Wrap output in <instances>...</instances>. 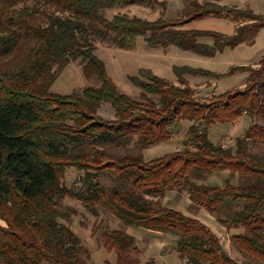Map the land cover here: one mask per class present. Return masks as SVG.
<instances>
[{
    "label": "trees",
    "instance_id": "trees-1",
    "mask_svg": "<svg viewBox=\"0 0 264 264\" xmlns=\"http://www.w3.org/2000/svg\"><path fill=\"white\" fill-rule=\"evenodd\" d=\"M154 0H0V264H95L69 225L78 200L91 214L102 208L122 223L174 239L184 264H250L236 262L219 238L199 220L161 203L170 190L184 191L226 230L234 250L252 264H264V58L244 70L242 88L215 93L204 102L183 75L217 74L203 69L172 68L175 81L141 69L131 81L135 100L120 92L95 53V40L130 49L140 36L148 47L177 49L211 56L233 47L247 32L264 26V16L228 7L218 0H191L182 19L148 20L106 9ZM238 13L252 23L235 25L232 34L212 29H180L179 24L211 15L233 21ZM210 37L212 45L199 42ZM69 61H79L87 84L69 94L50 86ZM151 96H155L152 98ZM108 104L112 116L100 109ZM241 113L248 126L234 144L221 147L207 139L209 124L231 123ZM190 121L180 151L148 160L142 150L166 140L177 120ZM121 150L122 152L116 151ZM84 171L79 186L67 187L63 172ZM228 169L234 185H206L205 176ZM107 175V186L100 178ZM98 243L114 251V262L140 263L134 236L105 228Z\"/></svg>",
    "mask_w": 264,
    "mask_h": 264
},
{
    "label": "rangeland",
    "instance_id": "rangeland-1",
    "mask_svg": "<svg viewBox=\"0 0 264 264\" xmlns=\"http://www.w3.org/2000/svg\"><path fill=\"white\" fill-rule=\"evenodd\" d=\"M190 1L154 0L150 3L122 4L106 9L104 15L106 18H110L115 13H126L148 20L160 18L165 19V21H177L184 17L183 11L186 10V6H188ZM198 1L204 2V0ZM218 3L231 8H248L254 13L264 16V0H218ZM238 17L231 21L229 18L215 19L214 16L208 15L179 24L176 28L188 30L191 28L212 29L230 35L235 30V25L242 24L247 27L252 23L239 13ZM198 41L205 45H212L210 37L200 38ZM94 44V51L97 57L103 61L107 75L117 89L130 98L139 99V88L131 81L130 77H139L141 69L150 70L164 81L174 82L175 74L172 68L186 66L191 69H203L204 71H211L217 74L215 77L204 76L203 74L183 75L189 86L194 88L195 98L206 102L215 93H222L224 90L232 91L235 88L243 87L246 79L245 71L235 70L231 73L230 70L236 65L256 66L257 62L264 58V26L258 31L247 32L241 42L233 47L229 45L223 46L220 51H215L211 56H203L193 51L177 49L174 45L164 48V50L160 47L151 48L145 44L140 36L137 38L135 46L130 49L119 48L100 40H95ZM87 84H95V81L84 77L79 61H69L51 84L50 90L58 94H69L71 91L80 89ZM151 97L155 98V96ZM100 114L104 118L111 117V107L108 104H104L100 109ZM257 121L264 125V122L259 121V119ZM189 124L191 123L187 119L175 121L170 126L172 132L166 140H161L142 150L143 158L148 160L166 155L175 150L180 151L182 146L185 145L186 131H188ZM248 125V119L244 113L238 115L231 123H211L208 131H206L207 139L214 144L219 143L223 148L230 145L232 147L235 137L240 135ZM252 150L264 156V149L261 145L252 146ZM116 151L122 152L121 150ZM83 173V170L75 167L66 168L63 172L64 184L67 187H72L73 185L78 187L79 177ZM225 179H228L234 185L237 182L236 175L234 173L231 174L228 169L212 172L205 176L203 181L206 185L223 187ZM100 180L107 186L111 183V178L107 175L101 176ZM189 201L185 192H178V190H170L161 199V203L167 207H173L183 214L191 213L196 219L207 224L210 231L219 238L222 249L226 252L228 251L230 257L235 259L236 262L253 263L249 259L243 258L232 246L229 234L238 230L233 228L226 230L205 209L202 211L198 209L199 207H194ZM63 202L74 209L69 225L79 235L87 249L86 261L95 264H105V261H114V253L101 248L97 238H99L105 228H117L134 236L136 245L140 249L138 256L140 263L150 260L154 261L155 264H183L173 248L174 239L172 236L142 227L128 226L102 208H98L97 214L93 215L78 200L68 196L64 198Z\"/></svg>",
    "mask_w": 264,
    "mask_h": 264
},
{
    "label": "crops",
    "instance_id": "crops-1",
    "mask_svg": "<svg viewBox=\"0 0 264 264\" xmlns=\"http://www.w3.org/2000/svg\"><path fill=\"white\" fill-rule=\"evenodd\" d=\"M216 19V18H215ZM198 209H200V210H202L203 211V208L201 209V207H199ZM186 213H188V212H186ZM187 215H189V216H193L191 213H188ZM193 218H195L196 219V217H194L193 216ZM196 220H199V219H196ZM200 221V220H199ZM203 223V222H202ZM0 224H2V221L0 220ZM207 225V224H206ZM128 226H130V225H128ZM136 227V226H135ZM156 232V231H155ZM129 234V233H128ZM162 234V233H161ZM101 248H103L102 246H101ZM105 251H106V249L105 248H103ZM108 252H113L114 253V251H108ZM226 253H228V251L226 252ZM230 255V254H229ZM114 256H115V253H114ZM113 258V257H112ZM114 260H115V257H114ZM109 262H114V261H109ZM141 262V261H140ZM142 262H144V261H142ZM183 263V262H182ZM184 264V263H183Z\"/></svg>",
    "mask_w": 264,
    "mask_h": 264
}]
</instances>
